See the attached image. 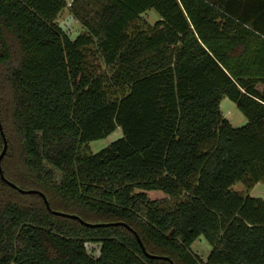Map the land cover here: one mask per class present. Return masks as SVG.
I'll use <instances>...</instances> for the list:
<instances>
[{
    "label": "trees",
    "instance_id": "trees-1",
    "mask_svg": "<svg viewBox=\"0 0 264 264\" xmlns=\"http://www.w3.org/2000/svg\"><path fill=\"white\" fill-rule=\"evenodd\" d=\"M0 120V264H264V0H0Z\"/></svg>",
    "mask_w": 264,
    "mask_h": 264
},
{
    "label": "rangeland",
    "instance_id": "rangeland-1",
    "mask_svg": "<svg viewBox=\"0 0 264 264\" xmlns=\"http://www.w3.org/2000/svg\"><path fill=\"white\" fill-rule=\"evenodd\" d=\"M69 1L70 0H67V2ZM142 18L147 22L148 26H152L159 20V15L155 10H150L144 14ZM57 22L73 39L84 33V29L82 28L81 24L70 14L68 9H65L59 15ZM258 89L262 90L263 87L259 85ZM220 109L225 119H227L233 128H242L248 123V120L243 112L238 109L237 105L227 97L222 99ZM122 137V131L118 129L103 139L95 140L87 144L83 149V153L87 155L96 154L108 148L112 143L116 142ZM234 190L237 192H245V188L242 185L235 186ZM250 195L253 198L264 201V183L254 187V189L250 191ZM148 196L151 200H162L168 197L161 192H150L148 193ZM87 246L90 253L98 256L99 248L96 244L88 243ZM191 251L200 256V258L203 260H206L212 251V246L205 240L204 237H200L193 243Z\"/></svg>",
    "mask_w": 264,
    "mask_h": 264
},
{
    "label": "water",
    "instance_id": "water-1",
    "mask_svg": "<svg viewBox=\"0 0 264 264\" xmlns=\"http://www.w3.org/2000/svg\"><path fill=\"white\" fill-rule=\"evenodd\" d=\"M0 131H1V134H2V137H3V139H4V150H3V152H2V154L0 155V176H1V179L3 180V181H5V182H8L6 179H5V177H4V175L2 174V168H1V161H2V159H3V157H4V155H5V153L7 152V148H8V145H7V141H6V138H5V134H4V132H3V127H2V123H1V120H0ZM9 183V185L11 186V187H13V188H15V189H17V190H19V192H21L22 194H32V193H39V195L43 198V200H44V202H45V204H46V207H47V209L48 210H51V208H50V206H49V204H48V201H47V199H46V197H45V195L44 194H42V193H40V192H37V191H25V190H22V189H20V188H18V187H16L15 185H13L12 183H10V182H8ZM55 215H57V216H62V217H69V218H73V219H75V220H78V221H80L81 222V224H83V225H85V226H87V227H100V226H108L109 224H88V223H85V222H83L79 217H77V216H74V215H69V214H65V213H61V212H55V211H52ZM114 225H122V226H125L124 224H114ZM126 227V226H125ZM137 236V235H136ZM137 239L139 240V238L137 237ZM139 243H140V245L142 246V248H143V245L141 244V241L139 240ZM143 250H144V248H143ZM145 252V251H144ZM149 258H159V257H156V256H152V255H149L148 253H145ZM172 264H174V263H172Z\"/></svg>",
    "mask_w": 264,
    "mask_h": 264
},
{
    "label": "crops",
    "instance_id": "crops-1",
    "mask_svg": "<svg viewBox=\"0 0 264 264\" xmlns=\"http://www.w3.org/2000/svg\"><path fill=\"white\" fill-rule=\"evenodd\" d=\"M258 186V185H257ZM256 187V186H255Z\"/></svg>",
    "mask_w": 264,
    "mask_h": 264
}]
</instances>
